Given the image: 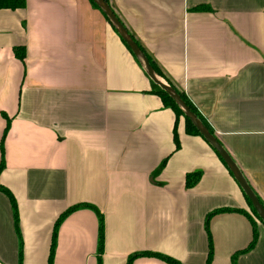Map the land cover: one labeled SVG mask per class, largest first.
<instances>
[{
	"label": "crops",
	"instance_id": "obj_1",
	"mask_svg": "<svg viewBox=\"0 0 264 264\" xmlns=\"http://www.w3.org/2000/svg\"><path fill=\"white\" fill-rule=\"evenodd\" d=\"M124 27L208 122L264 206V0H108ZM202 10H197V8ZM206 7L207 9H203ZM23 46L19 59L13 48ZM89 0L0 9V264H46L69 206L103 216L101 264L148 251L181 264H264V224L211 146L185 131ZM165 162L163 163V161ZM201 170L185 186V174ZM89 208L57 230L53 264H97ZM131 264H170L139 255Z\"/></svg>",
	"mask_w": 264,
	"mask_h": 264
},
{
	"label": "trees",
	"instance_id": "obj_2",
	"mask_svg": "<svg viewBox=\"0 0 264 264\" xmlns=\"http://www.w3.org/2000/svg\"><path fill=\"white\" fill-rule=\"evenodd\" d=\"M89 1L92 4V6L98 8V6L92 0H89ZM24 6H25V0H0V9H11V10H14V9H17V8H23ZM203 9H207V8L206 7H203ZM197 10H202V8L201 7L200 8H197ZM114 13H115V11H114ZM103 16H104V18H106L104 14H103ZM116 16L118 17L117 14H116ZM118 19L120 20L119 17H118ZM120 22H121V20H120ZM130 35L135 40V42L140 47V49L144 52V54L146 55V57L148 59V62L150 64V66L154 69V71L161 78H163L180 95V97L183 99V101L196 114V116L204 124V126L208 129V131L211 134H213V130L209 126L208 122L201 116V114L198 112V110L193 105V103L186 97V95L182 91H180L178 88H176L171 83V81L161 71V69L156 64V62L148 55V53L146 52V50L144 49V47L139 43V41L136 38H134V36L131 33H130ZM120 40L123 43V45L126 47V49L131 53V51L129 50V48L127 47V45L124 43V41L121 38H120ZM13 51H14V55L17 58H19V59H23L24 58V56H25V49H24L23 46H15L13 48ZM132 56L134 57L133 54H132ZM134 59L136 60L135 57H134ZM136 62L138 63L137 60H136ZM149 81H150V84H151V93L158 95V97L161 99L163 105L165 107L170 108L174 112V115H175V123H174V128H173V136H174L175 147L176 148L179 147V142H178L177 133H176V123H177V118L179 116H183V118H184L185 131H186V133L191 134V135H199L200 137H202L199 134V132L194 128V126L190 123V121L183 115L181 109L177 106V104H175V102L162 89H160L155 83H153L150 79H149ZM212 150L218 156V158L220 159V161L225 165V163L223 162V160L221 159V157L217 154V152L213 148H212ZM164 162H165V160L163 161V163ZM2 168H3V161H1V163H0V170ZM228 171H229V169H228ZM229 173L231 174L230 171H229ZM201 174H202V171L201 170H195V171L186 173L185 174V186H186V188L193 187L198 182ZM0 192H2L3 194H5L6 197L8 198V200H9V202H10V205H11L12 211H13V218H14V225H15L16 233H17V235L19 237V241H20V244H21L20 234H19V230H18V213H17L16 200H15L12 192L6 186H4L1 183H0ZM242 193H243V191H242ZM244 196L246 198V201H247V203L249 205V208H250L252 214L259 221H261L259 219V217L257 216L255 210L251 206V203H250L249 199L246 197L245 194H244ZM257 198H258V200L262 204V201L260 200V198L258 196H257ZM80 208H89L97 216V219H98L97 264H101V254H102V251H103V240H104L103 216H102L101 212L98 210V208L96 206H94L93 204H90V203H77V204H73L72 206H69L66 210H64L57 217V219L55 220V222L53 224L52 235H51V242H50L49 253H48L47 260H46V264H53V260H54V250H55V245H56L57 230H58L60 224L62 223L63 219L68 214H70L71 212H73V211H75L77 209H80ZM219 212H240L241 214H243L246 217H248V219H249V221L251 223V226H252V236H251V240H250L248 246L244 250H241V251H247L248 249H250L251 247H253V245H254V243L256 241V238H257V230H256L255 222L248 216L247 213H245V211H243L241 209H235V208L234 209H230V208H220V209L213 210V211H211V212H209L207 214L206 219H205V222H204V227H205V231H206V234H207V237H208V244H209V251H208V255H207L205 264H210L211 259H212V245H211V236H210V232H209V229H208V221H209V218L212 215H214L216 213H219ZM139 255L155 256V257H158V258H160V259H162V260H164V261H166V262H168L170 264H181L179 261H177V260H175V259H173V258H171L169 256H166V255H163V254H160V253H156V252H148V251H142V252H138V253L131 254L128 257L126 264H131V260L134 257L139 256ZM231 261H232V264H235V255L232 256V260ZM18 264H22V252H21V248L19 249V252H18Z\"/></svg>",
	"mask_w": 264,
	"mask_h": 264
},
{
	"label": "water",
	"instance_id": "obj_3",
	"mask_svg": "<svg viewBox=\"0 0 264 264\" xmlns=\"http://www.w3.org/2000/svg\"><path fill=\"white\" fill-rule=\"evenodd\" d=\"M98 8L105 15L106 19L113 27L118 37L121 38L124 43L127 45L131 53L134 55L138 63L140 64L142 70L145 75L155 83L160 89H162L181 109L183 115L190 121V123L194 126V128L199 132L202 138L213 148L217 154L221 157L226 167L231 172L233 178L249 199L251 206L255 210L257 216L264 224V206L258 200L252 188L249 186L244 176L226 152V150L222 147L220 142L216 139V137L211 134L208 129L204 126V124L199 120L196 114L189 108V106L183 101L180 95L163 79L161 78L154 69L150 66L148 59L144 52L137 45L135 40L132 38L130 33L126 30L124 25L120 22L116 14L114 13L112 6L108 3L107 0H92Z\"/></svg>",
	"mask_w": 264,
	"mask_h": 264
}]
</instances>
